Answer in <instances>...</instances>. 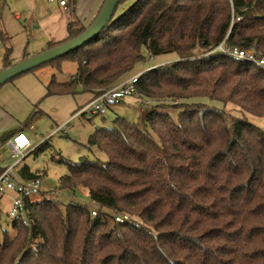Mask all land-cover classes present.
<instances>
[{
    "label": "trees",
    "instance_id": "trees-1",
    "mask_svg": "<svg viewBox=\"0 0 264 264\" xmlns=\"http://www.w3.org/2000/svg\"><path fill=\"white\" fill-rule=\"evenodd\" d=\"M128 1L99 36L45 63L77 65L68 81L52 75L45 96L87 92L92 99L128 77L144 47L149 57L175 54L136 79V97L155 105L141 125L116 116L88 136L105 161L57 159L68 167L60 188L87 189L94 206L24 197L26 223L11 220L12 238L2 231L0 264H264V130L247 116L264 123V68L212 51L226 37L264 57V0H119L117 7ZM88 25L70 11L66 36L45 49ZM9 54L0 70L13 64ZM194 97L243 114L166 102ZM171 107L179 108L176 118L164 110ZM16 171L38 177L25 165ZM116 213L129 217L116 222Z\"/></svg>",
    "mask_w": 264,
    "mask_h": 264
},
{
    "label": "rangeland",
    "instance_id": "rangeland-1",
    "mask_svg": "<svg viewBox=\"0 0 264 264\" xmlns=\"http://www.w3.org/2000/svg\"><path fill=\"white\" fill-rule=\"evenodd\" d=\"M60 0H0V68L6 49H10L9 61L13 64L22 59L45 50L47 41L62 40L66 36V22L69 12L75 4L85 10L87 22L92 20L87 16L91 0H63L67 10L59 4ZM129 3L116 8L115 15L123 12ZM90 13V11H89ZM19 15V19L15 17ZM85 20V19H84ZM144 59L135 63L129 76L140 74L149 68L169 62L175 59L174 53H167L149 57L142 47ZM76 63L71 60H62L59 66L44 64L31 71L23 73L0 86V138L22 128L29 138L35 139L36 145L47 140V145L36 148L34 152L25 156L19 163V167L25 165L32 173L38 175L41 193L37 197L47 196L61 204L74 201L92 208L88 191L78 188L74 191L61 189L59 178L68 173V167L63 159L78 163L81 159L105 161L104 152L87 144L88 136L99 127H112L116 116L126 121L142 124L146 114L155 104L149 100L142 101L134 95L126 96L122 102L111 105L105 115H91L88 111L84 114L72 113L88 100L87 92H79L75 95L45 96V84L54 75L57 81H68L76 70ZM201 103L206 107L222 108L230 117L242 116V111L235 105L207 97H194L184 100H167L170 106L180 103ZM173 118H176L179 108L164 109ZM72 115V116H71ZM71 116V117H70ZM250 121L264 130L263 120L247 115ZM66 120L67 118H69ZM66 120V121H65ZM63 129L49 136L52 129L59 125ZM32 129H29V126ZM15 159L5 145L0 146V168H5ZM16 169V168H15ZM14 192H7L0 197V235L3 230H8L10 238L14 237L15 230L11 227L9 212ZM97 207H94V209ZM126 215L125 213H116Z\"/></svg>",
    "mask_w": 264,
    "mask_h": 264
},
{
    "label": "built area",
    "instance_id": "built-area-1",
    "mask_svg": "<svg viewBox=\"0 0 264 264\" xmlns=\"http://www.w3.org/2000/svg\"><path fill=\"white\" fill-rule=\"evenodd\" d=\"M59 4L66 8V3L63 0H60ZM225 39L226 37L212 51H220L234 59H245L264 68V57L257 56L253 49H240L230 46L226 43ZM138 75H132L113 87L105 89L87 101L75 114H84L88 111L91 115H104L111 105L122 102L126 96H136L135 83ZM140 100L142 104H145L142 99ZM63 127V124L55 127L50 131L49 136L61 131ZM29 129H32L31 125ZM37 145L35 139L29 138L23 131L16 132L12 138L6 141V146L11 153V157L15 160L11 165L0 171V197L6 195L8 191L16 194L12 199L9 216L11 219L21 220L23 223H26L23 198L41 193L39 189L40 181L38 177L29 179L21 178L15 168L25 156L35 151ZM97 210L98 208H95L91 213L95 215ZM112 216L116 222H122L128 219L126 215L122 214H112Z\"/></svg>",
    "mask_w": 264,
    "mask_h": 264
},
{
    "label": "water",
    "instance_id": "water-1",
    "mask_svg": "<svg viewBox=\"0 0 264 264\" xmlns=\"http://www.w3.org/2000/svg\"><path fill=\"white\" fill-rule=\"evenodd\" d=\"M118 2L119 0H104L91 23L78 36L60 45L45 49L32 56H28L21 61L0 70V86L23 73L31 71L34 68L78 49L99 36L101 31L111 20Z\"/></svg>",
    "mask_w": 264,
    "mask_h": 264
},
{
    "label": "crops",
    "instance_id": "crops-1",
    "mask_svg": "<svg viewBox=\"0 0 264 264\" xmlns=\"http://www.w3.org/2000/svg\"><path fill=\"white\" fill-rule=\"evenodd\" d=\"M103 1L104 0H91L90 1V3H89V11H90V13H89V11L87 12L88 14H87V16L86 17H88V18H90V19H92L93 20V18L95 17V15L97 14V12L99 11V9H100V7H101V5H102V3H103ZM63 7V6H62ZM63 9L64 10H67L68 8L66 7H63ZM72 12H73V16L74 17H76V18H78L79 20H80V22L83 24V25H88V24H90L91 23V21L92 20H89L88 22H87V20H86V18H84L85 17V15L86 14H83V13H86L85 12V10H82V7L81 8H79L76 4H75V7L72 9ZM70 13V12H69ZM15 17L17 18V19H19V15L18 14H15ZM68 19H69V16H67V22H68ZM85 19V20H84ZM66 22V23H67ZM59 39V38H58ZM58 39L56 38V39H54L53 38V40H49V41H58ZM49 41H47V43L49 42ZM46 43V44H47ZM138 74V73H137ZM128 77H130V76H128ZM128 77H126V78H128ZM125 78V79H126ZM89 94V93H88ZM91 98V94H89V97H88V99L87 100H89ZM105 115V114H104ZM72 116V115H71ZM70 116V117H71ZM70 117L69 118H67L66 120H68V119H70ZM65 120V121H66ZM21 131H23V130H21ZM16 133V132H15ZM14 133V134H15ZM12 138V137H11ZM5 145V147L7 148V146H6V143L4 144Z\"/></svg>",
    "mask_w": 264,
    "mask_h": 264
}]
</instances>
